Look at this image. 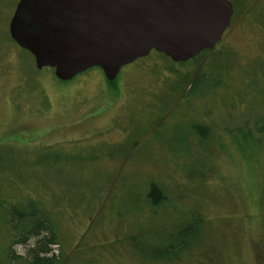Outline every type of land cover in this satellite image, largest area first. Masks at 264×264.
I'll return each instance as SVG.
<instances>
[{"label": "rangeland", "instance_id": "obj_1", "mask_svg": "<svg viewBox=\"0 0 264 264\" xmlns=\"http://www.w3.org/2000/svg\"><path fill=\"white\" fill-rule=\"evenodd\" d=\"M19 1L0 0V264L36 245H13L22 217L49 223L65 264H264V0H229L205 62L153 52L113 84L37 70L9 34ZM184 227L196 246L157 262Z\"/></svg>", "mask_w": 264, "mask_h": 264}, {"label": "water", "instance_id": "obj_2", "mask_svg": "<svg viewBox=\"0 0 264 264\" xmlns=\"http://www.w3.org/2000/svg\"><path fill=\"white\" fill-rule=\"evenodd\" d=\"M233 14L229 0H20L9 34L59 81L98 68L114 82L153 52L184 64L214 50Z\"/></svg>", "mask_w": 264, "mask_h": 264}, {"label": "trees", "instance_id": "obj_3", "mask_svg": "<svg viewBox=\"0 0 264 264\" xmlns=\"http://www.w3.org/2000/svg\"><path fill=\"white\" fill-rule=\"evenodd\" d=\"M212 52L213 50L205 51L203 54L192 60L191 63H195L198 65L200 63H203V61L205 62L206 57L209 56V54H212ZM204 79L205 76L202 74L197 77L194 82L193 88L199 81H202ZM113 83H116V80L111 84ZM194 130L197 134L203 137L208 132V128L204 125L195 126ZM245 136L248 137L249 135ZM150 199L152 206H158L163 200H166V196L158 185L153 184L151 186ZM21 219L22 221H19L18 224L12 225V228H15L14 233L22 230L21 235H19L20 239L13 240V245H26L30 237H35L36 245L35 247L29 249L28 256L25 258L14 255L12 256L10 254V250L7 251L6 256L8 257V264H20L19 262L21 261L23 262L22 264H65L64 259L61 260L60 257L54 254L53 247L59 245V241L57 232L49 225V223L46 220L39 221V224H37L31 231L29 230V226L27 225L29 222L25 220L24 217H22ZM12 222L14 223V221ZM191 230L192 228L184 227L182 230L175 232V234L169 238L170 242L167 244L164 251H161L158 257H155L154 259L157 262H169L180 259L185 252L196 246L194 243V239L189 238ZM193 236H197V234Z\"/></svg>", "mask_w": 264, "mask_h": 264}]
</instances>
